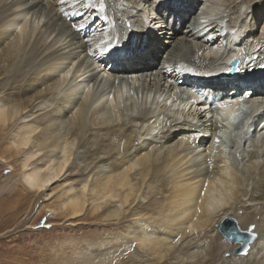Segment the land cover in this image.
Here are the masks:
<instances>
[{
  "label": "bare ground",
  "instance_id": "6f19581e",
  "mask_svg": "<svg viewBox=\"0 0 264 264\" xmlns=\"http://www.w3.org/2000/svg\"><path fill=\"white\" fill-rule=\"evenodd\" d=\"M198 1L90 0L91 14L103 3L100 11L110 20L107 31L96 26L90 33L80 27L85 24L81 6L61 0H0V132L22 123L0 158L6 160V154L22 150L21 180L27 198L41 199L43 191L61 177L79 180L76 190L59 186L65 192L56 207L45 205L52 216L63 212L76 225L84 219L88 199L87 219L99 220L105 229H118L119 221L126 218L125 208L136 198L135 205L152 206L150 213L135 209L133 214L142 218L120 238L121 245L130 246V254L144 250L150 257L140 264L168 259L179 238L183 242L192 230L202 231L212 223L218 226L222 218L235 217L237 225L253 227L257 236L245 253L233 250L239 256L227 264H264V164L247 165L242 153H235L229 164L221 155L231 137L235 146L250 139L252 147L258 148L246 152L257 156L262 147L258 143L264 145V120L246 136L216 133L219 118L232 127L235 113L246 109L257 120L264 108L261 84L250 96L241 91L243 83L220 85L223 64L237 69L247 61V67H252L254 54L264 47V0ZM200 3L209 11L199 18L193 10ZM244 5L247 20L236 24ZM219 7L225 14L217 16ZM133 16H143L144 23L136 19L142 36L123 45L131 37L127 34L135 23ZM69 19L77 23L74 30ZM228 23L233 27L228 28ZM227 59L232 60L231 66ZM261 74L258 82L263 84L264 71ZM84 82L87 86H81ZM129 83L137 84V95L127 92ZM223 87H232L236 98H225L209 108V94ZM134 96H141L139 106ZM53 150L42 164L33 163L42 152ZM90 172L101 175L90 178ZM5 194L19 204L22 194L14 190ZM108 199L118 205L102 209ZM256 205L260 208L255 213L251 206ZM145 213L146 220L158 225L154 231L153 222L147 226L141 221ZM220 244L215 237L194 263L214 264ZM236 244L233 248L240 242ZM186 248L187 244L180 251ZM100 254L64 264H103Z\"/></svg>",
  "mask_w": 264,
  "mask_h": 264
},
{
  "label": "rangeland",
  "instance_id": "374dc122",
  "mask_svg": "<svg viewBox=\"0 0 264 264\" xmlns=\"http://www.w3.org/2000/svg\"><path fill=\"white\" fill-rule=\"evenodd\" d=\"M45 1L46 0H44V2ZM61 1H64L63 3L67 2L66 4H72L73 7L79 8V6H81L82 11L84 13V15L83 14L82 15L85 18V21H84L85 24L83 25V27L85 28L86 31H89L90 33L95 32L96 26L98 29L102 28L104 31H107L110 28V20L105 14V12L104 13L101 12L103 10L100 11V8H101L100 6H96L95 8H97V10L95 9V11H93L94 13L91 14L92 11L88 9V2H90V0H61ZM123 1L125 2V0ZM219 8H221V11L217 13V16L225 14L223 10L224 8L223 7H219ZM195 9L198 12L199 18L202 17L205 11H209L202 4L201 5L196 4ZM195 9L193 10V12L195 11ZM241 9H242V14H240L239 20L237 21L236 24H239V23L242 24L244 20H247V16L243 15L244 10L246 9V5L242 6ZM98 10L100 11V13L98 12ZM136 12L137 11L133 12V14ZM133 17L135 18L133 19L135 23L132 22L130 24L131 30L127 34V36L129 37L131 36V37L129 38L128 41H125L123 45H127L130 42H135L134 38L136 39L142 36L141 35L142 31L140 30L141 26L137 25V22H136V19H139V18L138 16H133ZM139 20H141L144 23L143 16ZM67 22L71 24L73 30L76 28L77 26L76 21L69 19L67 20ZM73 24H75V27ZM150 24H151V20H149V25ZM228 24L231 25V27ZM228 24L226 25L228 26V28L233 27V24L231 23H228ZM199 26L201 25H198V29H199ZM163 27H164V24H163ZM90 33L85 32L84 34H90ZM185 34L187 35V33ZM132 35H134V37H132ZM244 47H247V45L245 44ZM260 48H262V50ZM260 48H258L260 52L256 53L258 58L257 57L255 58L253 56L255 61L254 63H252L251 65L252 67H249V66L247 67L248 65L247 61L243 65V71H242L243 75L257 76L258 74L259 75L261 74V71H264V62L261 63L262 61H264V52H263L264 47L261 46ZM245 51L247 54L246 49ZM262 52H263V55H262ZM258 60H261V61H258ZM249 61L251 62L252 59L249 58ZM128 76L130 77L132 76V74L129 73ZM132 83L131 84L129 83L127 85V92H130V94H133V95H137L135 94L136 92L135 88H137L136 86L137 84L132 85ZM81 86H87V84L84 82L81 84ZM130 88H133V89L131 90ZM81 89L79 90L77 89V90L80 91ZM133 99L135 101L138 100V102H136L135 105L139 106L141 104L140 102L142 100L141 96L140 97L138 96V99H136V97ZM158 109L156 108L157 111ZM158 114L160 117H162L163 115L162 112ZM20 126H22V123L18 121V123L13 124L9 128H6L0 132L1 133L0 134V151L6 148L8 143H10V141L14 139V136L17 133V130L19 129ZM244 138L245 137H243V139ZM231 139H232L231 137H228V142H225V145L222 147L224 150L223 151L224 154L223 153L221 154L225 156V160L228 159L227 162H230L229 164L231 163L233 164L235 160V156H236L235 153H242L243 157L245 158V164L247 165L248 163L251 164L254 161L259 162L262 165L264 164V145L262 142L258 143V145H262L261 150L259 146L258 154L257 156L253 158V155L251 156L250 153L248 154L246 151L249 150L250 148L251 149L254 148L257 150L258 147L257 146L252 147L253 145L250 139H248L249 142L245 141L246 145H245V142L244 143L242 142L241 145L239 146L237 145L238 147L235 146L236 143L234 144V141H233L234 139L232 140ZM206 141H207V137H206ZM235 148H237L238 151L234 150ZM54 152L55 150L42 152L41 155H39L37 159L33 160V163L42 164L43 161L47 159L48 157H50V155ZM23 154L24 153L22 152V150H18L17 153L15 151L14 152L11 151L10 154H6V158H7L6 160H3L0 158V200H1L0 201V264H64V262L67 260L69 263L71 262L77 263V262H81L84 258H87V257L90 258V257L95 256L96 253L97 254L101 253L100 254L101 257L105 259L103 264L105 263V261L107 264H111L112 262L114 264H117V263L118 264H140V261H144V260L147 261V259L150 258L149 256H147L144 250L143 251L138 250L134 254H130L129 253L130 246L125 247L124 245H121L120 240L122 239L120 238L124 237L123 233L128 229L127 228L128 226L134 224L136 221L142 218L140 214L139 215L133 214V211L137 209V210H143L144 212L149 211L148 213H150L152 206L147 205L148 203H145V202L144 203L140 202V204L135 205V203H137V198H136L134 204L125 208L126 210L123 216L126 218H123L119 221L120 222L119 223L120 227L118 228L119 230L112 229V227H111L112 230L108 227H106L105 229L102 226H100V223H98L99 220L90 219V218L87 219V217L89 216L85 214L86 213L89 214L88 211L91 206V204H89L91 201L90 199H88V204H86V207H85L86 213L83 215L84 216L83 221L80 222L81 226L80 224L79 225L73 224L74 222L71 221L69 218H67L63 212H61L60 214L59 213L56 214V216H52V213L49 210H45V205L49 204L50 207H56V205L58 204V200L60 199V198L58 199V197L62 198L63 194L61 193L65 192L64 188L61 189L63 185L64 184L67 186L70 185L76 190L77 183L79 180L74 179V180L64 181L63 177H61L60 179H58V181H56L54 184L50 185L48 188H46V190L43 191V195L41 199H38V200L34 199L35 195L29 196L28 197L29 199H28L27 197L23 196L24 194H27V189L24 186H22V180H21V170H22L21 160L23 159ZM200 158L201 156L198 159ZM206 163L209 164V166L212 165V162H210V160H207ZM99 175H101V172L100 173L90 172L89 177L90 178L98 177ZM59 183H61V185H58ZM59 186H62V187L60 188ZM87 189H89L88 184H87ZM11 190H14L22 194L19 200V204H16L15 202L10 201L11 196H7L5 194V192L7 193ZM87 193L88 194L86 195V197H90V195L92 194L89 191ZM47 194H48V197H47ZM141 196L142 195H140V197ZM24 197L28 199V202ZM117 203L115 199H108L106 201H103L101 208L103 209L108 206H117L118 205ZM142 204H143V207H141ZM259 208L260 206H257V205L251 206L252 210L255 209L254 210L255 213L258 212ZM12 213L14 216L11 215ZM147 214L145 213V216H143V218L145 219H142L141 221L142 222L144 221L146 225L153 222L154 227H152V231H154L155 227H158V225H156L153 219L146 220ZM259 216L260 215L257 214L255 219H257V217ZM224 219L225 218H222L221 221H219L218 226L216 223H212L210 226H208L204 230L202 229V231L195 232L194 230H192L191 232H189V234L184 236L185 240L183 242H181L182 238H179L175 246L176 253L174 251L173 253H170L172 254L170 256L171 258L170 257H168V259L165 258L161 262L154 263V264H196L194 262H196V260L201 257L203 251L208 246V244H212L215 237H218V244L221 243L220 244L221 247L219 250L221 252L219 253V255H217L214 261V264H227L228 262L227 260H231L232 257L235 258L236 256H239V255L233 254V250L236 248V247L233 248V245L235 246L236 241H230L229 239H226L222 235L221 231L219 230L220 225L222 224V221ZM234 220L237 223L238 219L236 217L234 218ZM239 227L242 230L250 229V231H253L252 230L253 227L251 226L243 227L240 225ZM196 237H199V238H196ZM191 239H193L194 241ZM180 242L181 244L178 246ZM130 243L131 245H133V241ZM186 244H187V248L180 251L184 245L186 246ZM98 250L99 251L101 250V251L99 252ZM186 251L188 252L187 254H190V255H187ZM198 253H200V255H198ZM108 255L110 256L108 257ZM187 256L189 257L186 258ZM191 256H195V257H191ZM107 261H109L110 263Z\"/></svg>",
  "mask_w": 264,
  "mask_h": 264
},
{
  "label": "water",
  "instance_id": "95a60500",
  "mask_svg": "<svg viewBox=\"0 0 264 264\" xmlns=\"http://www.w3.org/2000/svg\"><path fill=\"white\" fill-rule=\"evenodd\" d=\"M219 230L226 239L240 242V245L234 249L235 254L245 253L249 243L254 241L257 236L253 231L240 229L233 219H224Z\"/></svg>",
  "mask_w": 264,
  "mask_h": 264
},
{
  "label": "snow or ice",
  "instance_id": "6c2138e0",
  "mask_svg": "<svg viewBox=\"0 0 264 264\" xmlns=\"http://www.w3.org/2000/svg\"><path fill=\"white\" fill-rule=\"evenodd\" d=\"M100 7L103 8V7H104V4L101 3V4H100ZM80 27H83V25H81Z\"/></svg>",
  "mask_w": 264,
  "mask_h": 264
}]
</instances>
